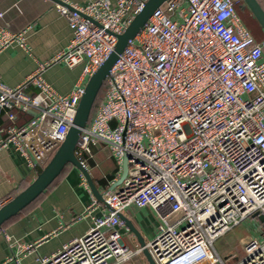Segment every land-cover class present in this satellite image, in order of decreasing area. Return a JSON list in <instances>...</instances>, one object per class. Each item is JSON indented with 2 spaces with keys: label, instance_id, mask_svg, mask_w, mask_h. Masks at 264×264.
Listing matches in <instances>:
<instances>
[{
  "label": "built area",
  "instance_id": "1",
  "mask_svg": "<svg viewBox=\"0 0 264 264\" xmlns=\"http://www.w3.org/2000/svg\"><path fill=\"white\" fill-rule=\"evenodd\" d=\"M85 1L56 2L72 33L65 50L18 86L0 80V150L13 148L32 168L41 170L59 148L89 77L147 0ZM240 1L166 0L128 41L75 150L85 167L90 145H105L119 167L126 160V176L102 193L111 210L39 264L123 263L142 253L119 230L118 214L131 205L158 220L144 247L154 264H264L256 237L242 241L240 258H222L214 247L248 218L264 216V42L240 19ZM25 33L0 29V52L25 49ZM57 62L81 66L65 95L43 78ZM10 200L0 197V208Z\"/></svg>",
  "mask_w": 264,
  "mask_h": 264
},
{
  "label": "crops",
  "instance_id": "2",
  "mask_svg": "<svg viewBox=\"0 0 264 264\" xmlns=\"http://www.w3.org/2000/svg\"><path fill=\"white\" fill-rule=\"evenodd\" d=\"M78 7L85 0H67ZM264 11V0H257ZM113 3V0H109ZM237 13L245 24V17L255 20L240 1ZM0 29L10 32L26 30V48L14 46L0 52V80L8 87L21 84L39 64L49 62L65 50L72 33L68 21L56 8L54 0H0ZM264 42V41H263ZM81 66L69 68L62 62L53 63L43 72V78L58 94L69 93L76 85ZM36 91L35 89L31 88ZM28 115H22L16 125H22ZM3 125L6 120L2 118ZM85 168L99 193L117 190L122 186L119 167L103 144L90 145L84 155ZM28 162L13 148L0 150V197H16L41 171L29 167ZM108 209L93 196L81 172L67 165L55 181L32 203L0 227V264H39L38 259L57 252L70 241L81 237L95 217ZM137 230L145 245L154 237L155 225L147 220L155 218L149 208L131 205L121 213ZM257 222V233L264 237V229ZM123 241L131 248H139L136 237L127 227L119 229ZM257 235V236H256ZM21 246H31L20 253ZM110 264H149L143 253L127 262L111 260Z\"/></svg>",
  "mask_w": 264,
  "mask_h": 264
},
{
  "label": "water",
  "instance_id": "3",
  "mask_svg": "<svg viewBox=\"0 0 264 264\" xmlns=\"http://www.w3.org/2000/svg\"><path fill=\"white\" fill-rule=\"evenodd\" d=\"M59 2V0H54ZM166 0H147L141 12L134 16L130 24L127 26L122 34L117 35V42L113 48V51L109 54L106 60L101 66L89 77L84 94L81 97L77 106L76 115L72 126L69 128L63 142L56 150L49 162L41 169V171L23 191H21L16 197H13L7 204L0 208V227L8 221L10 218L18 214L25 207H27L33 200L37 199L61 174L63 169L67 165H72L77 168L85 180L88 182L90 190L97 201L102 203L108 210L110 207L106 204L101 193H99L94 187L88 171L81 164L75 154V150L78 144V139L82 129L88 123L92 108L98 97V94L106 81L109 74V70L117 60L118 55L123 51L128 41L132 39L140 29L145 25L148 18L152 15L153 11L162 5ZM247 9L252 14L253 18L260 25L264 33V11L259 6L257 0H241ZM127 173L126 160L123 161L122 174L120 181H123ZM120 220H122L124 226L133 233L136 237L139 245L142 249V253L146 257L149 264H154L151 256L145 247L141 236L132 224L122 215L118 214ZM256 217V215H254ZM257 221L262 225L264 229V216H257Z\"/></svg>",
  "mask_w": 264,
  "mask_h": 264
},
{
  "label": "rangeland",
  "instance_id": "4",
  "mask_svg": "<svg viewBox=\"0 0 264 264\" xmlns=\"http://www.w3.org/2000/svg\"><path fill=\"white\" fill-rule=\"evenodd\" d=\"M237 8V5H236ZM245 24L249 30L252 37L258 41H264V33L256 20L251 19L250 17H245ZM257 220L253 218H248L242 222L239 226L235 227L224 236L220 237L215 241L214 247L218 251L219 255L222 258L227 256H232L234 258H240L242 256L241 244L242 241L248 237L253 236L257 233ZM150 225H155L157 227L158 220L157 218L147 220ZM257 236V235H256ZM259 240L264 242L263 235H260Z\"/></svg>",
  "mask_w": 264,
  "mask_h": 264
},
{
  "label": "trees",
  "instance_id": "5",
  "mask_svg": "<svg viewBox=\"0 0 264 264\" xmlns=\"http://www.w3.org/2000/svg\"><path fill=\"white\" fill-rule=\"evenodd\" d=\"M105 90H106V83L103 84V86H102V88H101V90H100V92H99V94H98V97H97V99H96V101H95V103H94V106H93V108H92V111H91V114H90V117H89L88 122H89V121L92 119V117L94 116L95 109H96L98 103L100 102V100H101V98H102V96H103Z\"/></svg>",
  "mask_w": 264,
  "mask_h": 264
}]
</instances>
